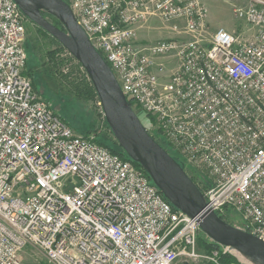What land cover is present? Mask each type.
Returning a JSON list of instances; mask_svg holds the SVG:
<instances>
[{"label":"built area","instance_id":"obj_1","mask_svg":"<svg viewBox=\"0 0 264 264\" xmlns=\"http://www.w3.org/2000/svg\"><path fill=\"white\" fill-rule=\"evenodd\" d=\"M237 1L240 32H211L205 0L68 3L147 131L208 180L206 210L240 214L264 241V0ZM152 18L173 35L145 38ZM25 23L15 0H0V264H21L27 246L51 264L188 262L197 219L41 97L27 74Z\"/></svg>","mask_w":264,"mask_h":264},{"label":"water","instance_id":"obj_2","mask_svg":"<svg viewBox=\"0 0 264 264\" xmlns=\"http://www.w3.org/2000/svg\"><path fill=\"white\" fill-rule=\"evenodd\" d=\"M15 1L27 16L57 38L84 66L120 145L130 159L148 172L164 196L176 208L196 218L201 230L214 242L232 247L251 263L264 264V241L249 231L231 225L214 211L206 210L202 191L185 169L147 131L121 90L109 64L78 24L70 4L65 0ZM40 9L55 13L65 30L43 17ZM128 140L145 150L149 154V160L134 153L128 146ZM186 188L196 193L197 204L189 199Z\"/></svg>","mask_w":264,"mask_h":264},{"label":"rangeland","instance_id":"obj_3","mask_svg":"<svg viewBox=\"0 0 264 264\" xmlns=\"http://www.w3.org/2000/svg\"><path fill=\"white\" fill-rule=\"evenodd\" d=\"M65 1L69 2L70 0ZM205 2L208 9V21L211 32L216 31L220 27L237 32L243 30L244 22L237 19L233 12L235 6L244 7L242 1L205 0ZM40 11L43 17L56 26H58V20L61 22L55 13L46 9H40ZM43 11L45 12L43 13ZM24 15L26 17L25 25L27 30L25 44L28 54L27 74L34 81L35 88L41 97L78 134L95 136L100 141L107 142L123 151L129 157L108 123L105 112L99 105L100 99L97 93L90 97L79 94L78 90L82 86L83 88L85 86L80 61L75 57L76 60L72 56L73 54L57 38L39 26L25 13ZM150 24L149 29L142 34L149 40L157 41L158 39L173 35L169 31V25L165 24L160 18H152ZM175 68L176 64H172V60H170L164 75H170ZM138 114L141 120L147 123L144 112L139 110ZM155 137L157 138V136ZM157 141L186 171L185 166L181 164L182 160L179 154L163 139L157 138ZM187 174L201 191L206 188L204 182H208V180L204 176L190 169H188ZM223 216L231 225L245 231L248 230V224L240 214L230 211ZM208 238L204 237V241L208 242ZM222 251L234 255L237 258L238 264H254L235 249L224 251V248H222ZM196 254L195 257L188 260V264H211L218 262V255L214 256L213 252L210 253L205 244L200 243L199 238ZM21 264L51 263L39 248L27 246L21 252Z\"/></svg>","mask_w":264,"mask_h":264},{"label":"trees","instance_id":"obj_4","mask_svg":"<svg viewBox=\"0 0 264 264\" xmlns=\"http://www.w3.org/2000/svg\"><path fill=\"white\" fill-rule=\"evenodd\" d=\"M44 12H45V11H43V13H44ZM57 25H58L59 27H61L62 29L65 30L64 25H63L59 20L57 21ZM73 56H74V55H73ZM74 58H75V56H74ZM75 59H76V58H75ZM83 74H84L85 86H84V88H83V86H82V87L78 90V92H79L80 95H86V96H88V97H90L91 95L93 96V95L96 93V90H95V88H94V86H93V83H92V81H90V80L88 79V77H87V75H86L85 72H83ZM32 81H33V80H32ZM33 85H34V87H35L34 81H33ZM35 89H36V88H35ZM96 141H97L98 143H100V144H102V145L108 147V148L111 149L114 153H117V154H119V155H121V156H123V157L129 158V157L126 156V154H125L123 151H121V150H119L118 148H116V147L110 145L109 143H107V142L105 143V142H103V141H100V140L97 139V138H96ZM181 160H182V159H181ZM181 162H182L181 164L185 166L183 160H182ZM134 163H135L136 165H138V166H141L139 163H137V162H135V161H134ZM220 217L223 218L224 220H226L225 217H224L223 215H220ZM204 237H205V238H208V236H207L202 230H200V232H199V241H200V243L205 244L206 248H208V251H209L210 253H212V252H214V251H216V250L218 251V256H217V257H218V262H217V263H211V264H238V262H237V258H236L234 255L229 254V253H224V252L222 251V246H221L220 244L214 242L210 237L208 238V240H209L208 242H207V241H204V240H205Z\"/></svg>","mask_w":264,"mask_h":264},{"label":"bare ground","instance_id":"obj_5","mask_svg":"<svg viewBox=\"0 0 264 264\" xmlns=\"http://www.w3.org/2000/svg\"><path fill=\"white\" fill-rule=\"evenodd\" d=\"M128 146L138 156L149 160V157H148L149 154L145 150H143L139 145L134 143L132 140H128ZM186 193L189 199H191V201H193L196 204L198 203L196 193L192 189L186 188Z\"/></svg>","mask_w":264,"mask_h":264}]
</instances>
